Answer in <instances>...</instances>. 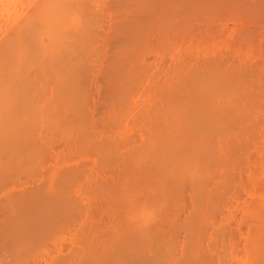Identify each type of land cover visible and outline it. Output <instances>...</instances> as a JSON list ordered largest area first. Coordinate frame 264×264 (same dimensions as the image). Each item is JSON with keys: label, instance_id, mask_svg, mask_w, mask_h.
<instances>
[{"label": "bare ground", "instance_id": "obj_1", "mask_svg": "<svg viewBox=\"0 0 264 264\" xmlns=\"http://www.w3.org/2000/svg\"><path fill=\"white\" fill-rule=\"evenodd\" d=\"M96 2L0 0V264H264V64L189 34L264 0Z\"/></svg>", "mask_w": 264, "mask_h": 264}, {"label": "rangeland", "instance_id": "obj_2", "mask_svg": "<svg viewBox=\"0 0 264 264\" xmlns=\"http://www.w3.org/2000/svg\"><path fill=\"white\" fill-rule=\"evenodd\" d=\"M256 1V0H255ZM254 2V1H253ZM264 9V6L262 7V9H260V10H263ZM235 11H236V13H235ZM258 11V10H257ZM232 12V13H231ZM234 12V13H233ZM229 13V14H228ZM238 13V14H237ZM223 14V15H222ZM241 14V15H240ZM260 15H258L256 12H255V15L252 13V14H250V13H248V14H246L245 15V13H243V11H241V10H239V9H234V11L232 10V11H223L222 13H218V14H216L217 16H215V17H217V18H210V19H212L211 21L209 20L208 22H207V24L206 23H202V24H199L200 22H198L197 23V25L195 24V25H192V27L193 26H195L194 28H192V29H190L189 30V34H190V32H194V34H190V35H192V37H193V35H195V34H198L199 35V33H200V31L202 32V31H204V28H205V26H207V31L209 30V32H208V34L209 33H212V35L216 38V36L217 37H219V36H221V38L219 37L218 39H222V38H225L226 36H227V38H225L224 39V41H227V47H229V44H231V45H234V49H237V48H235V47H238L239 46V44H240V46L238 47V51L236 52V53H239V48L240 47H242L241 46V43H243L244 42V40H245V42L242 44L243 45V47L242 48H244L245 47V49L247 48V49H249L250 48V46L249 45H251V48L254 50V51H256V52H259V56H260V58H261V61H262V64H264L263 62H264V17H262V16H264V11H263V15H262V11L259 13ZM232 15V16H231ZM240 15V16H239ZM252 15H253V18H252ZM219 16V17H218ZM225 16V17H224ZM236 16V17H235ZM258 16H260V17H258ZM239 17V18H238ZM240 17H241V19H243V20H245V21H241L240 20ZM249 18V17H251L250 19L252 20H254V19H256V21L254 20L253 22L251 21V22H249V20L248 19H246V18ZM232 18V19H231ZM261 18L263 19V20H261ZM225 19V20H224ZM261 20L263 23L261 24L260 22H257V20ZM227 20V21H226ZM231 20H234V22L233 21H231ZM237 20V21H236ZM239 20V21H238ZM248 20V21H247ZM258 20V21H259ZM218 21V22H217ZM224 21H225V23H224ZM230 21V22H229ZM243 22V23H242ZM247 22V23H246ZM208 23H209V25L210 26H208ZM240 23H242V24H240ZM213 24H215V25H213ZM224 24H226L225 26H224ZM251 24V25H250ZM204 27H203V26ZM242 25V26H241ZM212 26V27H211ZM238 26H239V28H238ZM198 27V28H197ZM222 29H221V28ZM201 28V29H200ZM218 28V29H217ZM241 28V29H240ZM251 28V29H250ZM253 28V29H252ZM206 29H205V31H206ZM216 29V30H215ZM220 29V30H219ZM224 29V30H223ZM235 29H237V30H235ZM247 29V30H246ZM215 30V31H214ZM234 30V31H233ZM242 30V31H241ZM205 31H204V33H205ZM229 31V32H228ZM247 31V32H246ZM251 31V32H250ZM224 32V33H223ZM227 32H228V34H227ZM232 32H234V33H232ZM240 33V34H239ZM207 34V33H206ZM222 34V35H221ZM235 34V35H234ZM238 34V35H237ZM244 34V35H243ZM246 34H248L247 36V38H246ZM251 34H252V36H251ZM198 35H197V37H198ZM232 35V36H231ZM234 35V36H233ZM213 36H211L210 35V37H213ZM231 36V37H230ZM237 36V37H236ZM251 36V37H250ZM195 37H196V35H195ZM242 37V38H241ZM245 37V38H244ZM230 39L229 41L227 40V39ZM239 38V39H238ZM252 41L251 43H248V42H250V40ZM195 39V38H194ZM217 39V38H216ZM237 39V40H236ZM243 39V40H242ZM255 41H254V40ZM249 40V41H248ZM223 41V42H224ZM233 41V42H232ZM236 41H239V42H241V43H239L238 42V44H237V42ZM257 44H256V43ZM236 43V44H235ZM255 44V45H253V44ZM224 44V43H223ZM226 44H225V46H226ZM253 45V46H252ZM247 46V47H246ZM256 48H255V47ZM249 47V48H248ZM229 48H232V46L231 47H229ZM263 48V49H262ZM233 50V49H232ZM234 51V50H233ZM263 54V55H262ZM264 67V66H263Z\"/></svg>", "mask_w": 264, "mask_h": 264}, {"label": "clouds", "instance_id": "obj_3", "mask_svg": "<svg viewBox=\"0 0 264 264\" xmlns=\"http://www.w3.org/2000/svg\"><path fill=\"white\" fill-rule=\"evenodd\" d=\"M96 7H103L102 0H97ZM76 26H78V20L73 18L72 20H70L68 27L74 28ZM160 211V207L149 206L145 203L130 205V210L126 215V219L130 225L143 228L153 224L156 221Z\"/></svg>", "mask_w": 264, "mask_h": 264}]
</instances>
